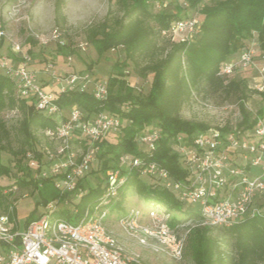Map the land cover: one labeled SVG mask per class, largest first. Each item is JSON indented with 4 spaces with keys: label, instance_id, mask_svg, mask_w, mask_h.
<instances>
[{
    "label": "trees",
    "instance_id": "16d2710c",
    "mask_svg": "<svg viewBox=\"0 0 264 264\" xmlns=\"http://www.w3.org/2000/svg\"><path fill=\"white\" fill-rule=\"evenodd\" d=\"M156 1L158 0H128L122 17H110L108 13L104 21L97 28L91 29L89 34L90 42L99 57L110 50L121 48L125 55L124 66L130 60L139 76L153 74L146 98L134 93L123 71L108 78V95L105 99H97L89 91H65L57 97L56 104L59 107L68 111L76 106L83 112L84 118L109 113L126 121L125 126L121 127L122 136L117 142H110L105 138L95 144L98 147L96 158L101 161L104 181L95 187L84 188L81 180L77 190L84 188V194L74 204L76 214L66 210L56 213L71 223H77L87 208L94 207L100 201L105 191L106 172L120 168L119 162L123 156L139 157L147 163L154 162L165 169L173 180L187 181L188 172L180 161L178 137L184 136L185 140L191 142L197 133L210 128L181 116L183 104L194 92H200L206 86L214 92L224 94L226 98H235L241 115L236 127L243 131L252 130L258 119L264 117V107L256 115L247 107V102L253 95L260 94L263 99L264 95L257 89H252L245 80L219 75L220 65L233 59L241 49L247 47L245 40L255 38L258 49L264 53V0H184L190 9L198 10L201 14V33L193 41H169L170 44L166 45H161L160 40L170 39L164 38L161 30L168 28L171 22L188 15L181 14L180 11L173 14L153 13L149 6ZM57 11H60V6ZM152 24H156L157 29ZM32 42L36 43L33 40ZM114 66L121 68L118 63ZM5 108H18L23 113L19 127L23 138L21 147L17 151L12 149L8 142L9 131L4 122L0 121V177L11 175V167L3 164L1 160V152L9 150L16 158L18 170L26 171V176L29 177L28 180L18 177L15 183L20 186L33 185L34 191L40 193L36 210L51 201H65L71 193L61 194L52 179L33 176L32 169L27 163H23L28 150L41 160L42 153L35 146L34 130L54 128L56 121L39 113L34 104L20 99L14 82L0 73V111ZM155 121L160 139L156 148L148 151L138 142V138L154 130L151 125ZM151 127L153 128L149 129ZM221 129L228 131L232 128L225 126ZM39 171L37 169L36 173ZM123 172L128 175V179L126 185L120 189L121 201L127 191H135L150 210L169 215L167 224L172 229L181 223L175 213H185L201 220L199 211L184 209L185 205L172 192L146 183L141 179L138 170ZM10 195L4 187H0V207L5 210L0 216L7 215L14 222L17 211L8 201ZM34 220L36 219L33 216L30 217L25 221V226ZM214 228L228 230L234 240L233 248L228 253L225 252L222 242L210 235L212 227L199 223L190 230L188 236L194 264H264L263 215L245 218L229 228Z\"/></svg>",
    "mask_w": 264,
    "mask_h": 264
},
{
    "label": "built area",
    "instance_id": "2783aa9c",
    "mask_svg": "<svg viewBox=\"0 0 264 264\" xmlns=\"http://www.w3.org/2000/svg\"><path fill=\"white\" fill-rule=\"evenodd\" d=\"M201 26V20L187 16L171 22L161 34L170 40L179 37L180 41H193L201 33ZM2 35L0 31V38ZM65 36L66 30L56 27L48 36L37 35L36 39L43 45L54 43L67 47L69 43ZM80 48L84 49V46L81 44ZM13 51L18 55L21 46L15 44ZM255 53L249 46L241 49L233 59L220 65L219 75L231 77L238 71L256 66ZM258 53L264 62V53L259 49ZM68 59L72 60L71 57ZM31 61L28 54L18 64L7 60L0 65V73L14 82L20 99L34 104L39 113L56 121L54 128L45 130V136L64 142L56 153L39 149L42 153L40 161L34 152L28 151L26 163L32 170L40 169L39 178L52 179L61 194L73 193L96 160L98 147L95 144L110 133L120 131L122 123L119 117L109 113L87 119L76 106L63 110L56 104L58 95L48 92L39 82L30 67ZM51 69V64L45 67V71ZM260 73L264 79V65ZM92 81L86 69L71 71L63 79L59 94L87 92ZM258 91L264 95V83ZM91 92L97 99H105L108 80L94 85ZM221 128L197 133L191 142L184 136L178 137L180 161L188 172L187 181H175L158 164L126 155L120 159V168L106 172L105 191L100 201L87 208L75 224L57 217L59 201L49 202L40 217L22 230H15L9 216L1 215L0 264H140L127 253L106 223L111 209L121 202L120 189L128 179L124 170H138L140 175L150 177L153 185L172 192L184 205L197 207L202 225L229 228L245 218L262 215L255 202L264 196V117L249 131L237 127L223 131ZM74 134L87 142V150L79 159L68 150V140ZM159 139L160 133L154 129L140 136L138 142L152 151ZM73 212L76 214V209ZM148 214L152 216L149 224L142 222L139 211L131 209L119 218V224L140 246L181 261L187 237L158 219L162 213L148 211Z\"/></svg>",
    "mask_w": 264,
    "mask_h": 264
},
{
    "label": "rangeland",
    "instance_id": "374dc122",
    "mask_svg": "<svg viewBox=\"0 0 264 264\" xmlns=\"http://www.w3.org/2000/svg\"><path fill=\"white\" fill-rule=\"evenodd\" d=\"M128 0H0V31L3 35L0 38V65L2 62L12 60L13 63H20L25 54L31 56V69L37 74L39 81L44 82L45 86H57L55 92L59 95L62 89L63 79L71 71H79L86 69L93 81L89 83V92L94 85L107 81L111 75L119 71H123L126 75V81L133 87V91L141 98H146L151 87L153 74L146 77L139 76L134 64L129 60L124 66V51L119 48L110 50L103 56L99 57L93 45L90 42L89 34L91 29L97 28L109 13L110 17H122L124 8ZM211 1V0H208ZM60 6V11L57 7ZM153 13L173 14L187 13L190 17L202 19L198 10H192L184 2V0H158L151 2L149 6ZM152 26L157 29L156 24ZM60 27L66 30V39L69 46L59 49L54 43L47 45L41 44L36 36H48L50 32ZM35 41L36 43L32 42ZM179 42L180 38L174 40L161 39L160 44L166 45L170 42ZM246 46L255 50V64L245 70L238 71L232 77L247 81L252 89L262 87L264 79L260 73L261 67L264 65L263 59L259 57L258 49L255 45L256 39H248L244 41ZM19 44L21 52L16 55L13 46ZM84 49L80 48V45ZM257 44V43H256ZM69 57L72 58L68 61ZM118 63L121 68L114 65ZM51 64L52 69L45 71V67ZM90 67V68H89ZM0 71H2L0 69ZM42 78V79H41ZM48 81V82H46ZM56 88V87H55ZM235 98H226L220 92H214L208 87H204L200 92H194L182 106L181 116L189 121L203 123L210 128H218L229 126L236 127L241 119L239 108L235 102ZM248 109L256 115L257 111L264 107V99L260 94L253 95L247 102ZM23 113L18 108H5L0 111V121H3L9 131L8 142L12 149L17 151L22 145V138L19 131L20 123L23 120ZM57 121L59 119H56ZM121 120V118H120ZM122 127L126 121H122ZM154 129H157V122H153ZM153 127L149 128L152 129ZM36 137L35 146L45 151L48 149L53 153L62 147V140H50L45 136L44 130H34ZM122 136V128L118 132L110 133L107 136L110 142H117ZM6 144V142H4ZM3 143V144H4ZM86 140L79 134H74L69 140V153L74 154L79 159L87 150ZM31 151V150H28ZM2 163L11 167V175L8 177H0V187H4L6 191L11 193L8 201L12 204V208L16 209L17 214L13 223L14 228L24 229L25 221L30 217L39 218L42 214V206L36 210L37 202L40 201L39 191H34L33 185L20 186L15 183L16 178H26V171H19L16 167V158L9 150L1 152ZM26 163V158L25 162ZM26 165V164H25ZM32 175L36 176V170H32ZM141 179L146 183H152L150 177L141 175ZM104 181V175L101 171V161L97 158L91 166L90 172L82 179L83 187H95ZM16 187V189L14 188ZM78 188L77 191L71 193L63 202H59V209L66 211H74V204L80 201V195L84 194L83 189ZM82 190V191H81ZM255 206L261 210L264 216V196H260ZM150 207L145 201L138 196L135 191L129 190L125 198L113 209L106 219L107 227L123 245L127 253L135 258L140 264H194L188 244V236L191 229L198 226L202 221L195 216L187 214L175 213V216L181 220L180 224L174 226V230L181 236L187 237V247L184 257L181 261H175L169 257L158 254L149 248L140 246L137 241L131 239L119 224V218L127 211L134 209L142 214L143 223H151L152 216L147 210ZM184 209L198 212V208L185 205ZM12 209L10 208V211ZM5 213L3 207H0V214ZM60 217V216H57ZM162 222H169V215L163 214L157 216ZM61 218V217H60ZM210 235L222 242V249L228 253L233 248V238L227 229L214 228Z\"/></svg>",
    "mask_w": 264,
    "mask_h": 264
},
{
    "label": "crops",
    "instance_id": "0c3cea01",
    "mask_svg": "<svg viewBox=\"0 0 264 264\" xmlns=\"http://www.w3.org/2000/svg\"><path fill=\"white\" fill-rule=\"evenodd\" d=\"M42 79V78H41ZM44 87H45V89L48 91V92H52V93H55L57 90H55V89H57V86H55V87H53L52 88V85L50 84V85H48V86H45V83L44 82H41V81H39ZM46 82H48V81H46Z\"/></svg>",
    "mask_w": 264,
    "mask_h": 264
},
{
    "label": "bare ground",
    "instance_id": "6f19581e",
    "mask_svg": "<svg viewBox=\"0 0 264 264\" xmlns=\"http://www.w3.org/2000/svg\"><path fill=\"white\" fill-rule=\"evenodd\" d=\"M147 211H154V210H147Z\"/></svg>",
    "mask_w": 264,
    "mask_h": 264
}]
</instances>
